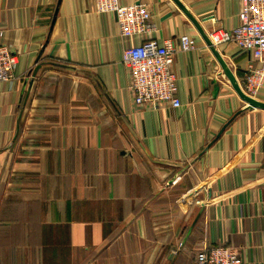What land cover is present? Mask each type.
<instances>
[{"label":"crops","instance_id":"1","mask_svg":"<svg viewBox=\"0 0 264 264\" xmlns=\"http://www.w3.org/2000/svg\"><path fill=\"white\" fill-rule=\"evenodd\" d=\"M121 3L150 11L159 43L196 40L174 57L181 108L134 104L122 58L138 40L95 0H0V43L19 56L0 83V264H192L212 246L264 264L251 56L218 47L227 76L206 42L239 25L241 0Z\"/></svg>","mask_w":264,"mask_h":264},{"label":"built area","instance_id":"2","mask_svg":"<svg viewBox=\"0 0 264 264\" xmlns=\"http://www.w3.org/2000/svg\"><path fill=\"white\" fill-rule=\"evenodd\" d=\"M95 11L115 16L121 39L138 40L126 46L122 58L130 75L129 92L134 104L150 110L181 108L178 78L173 71L174 57L177 52L196 51V40L183 34L177 40L178 48L173 39L159 43L152 38L156 26L144 5L95 0ZM239 21L232 31L214 29L208 36L207 47L216 50L222 45L234 44L250 54L243 89L247 96L257 98L264 87V0H241ZM18 65L17 53L0 43V83L12 82ZM192 264H243V261L238 249L212 246L204 249Z\"/></svg>","mask_w":264,"mask_h":264},{"label":"water","instance_id":"3","mask_svg":"<svg viewBox=\"0 0 264 264\" xmlns=\"http://www.w3.org/2000/svg\"><path fill=\"white\" fill-rule=\"evenodd\" d=\"M176 2V1H175ZM207 45H210L209 40L206 41ZM212 53L214 54L215 58L218 60V63L221 67V69L223 70V72L226 73V75L228 76L229 70L227 68L226 63L221 59L220 54L217 52V50H215L214 48H211ZM241 97L243 99V101L247 104L248 109H264V104L258 102L255 99H252L244 94L241 93Z\"/></svg>","mask_w":264,"mask_h":264}]
</instances>
